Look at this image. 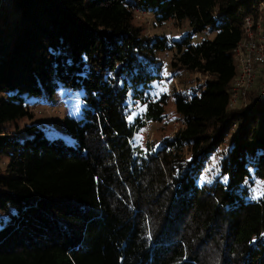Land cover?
<instances>
[{"label": "trees", "instance_id": "16d2710c", "mask_svg": "<svg viewBox=\"0 0 264 264\" xmlns=\"http://www.w3.org/2000/svg\"><path fill=\"white\" fill-rule=\"evenodd\" d=\"M8 2L0 264H264V195L252 192L264 182V100L250 93L245 108H229L232 50L264 0ZM136 11L154 26L185 21L191 30L177 40L147 36ZM204 31L213 37L193 44ZM172 51L168 79L184 71L207 79L198 90L153 95ZM57 83L84 93L81 118L63 122L72 145L35 126L23 141L4 133L1 123L28 114L24 96ZM168 104L183 127L151 149L133 147L137 129L162 123ZM131 106L143 108L132 121Z\"/></svg>", "mask_w": 264, "mask_h": 264}, {"label": "rangeland", "instance_id": "374dc122", "mask_svg": "<svg viewBox=\"0 0 264 264\" xmlns=\"http://www.w3.org/2000/svg\"><path fill=\"white\" fill-rule=\"evenodd\" d=\"M8 1L9 0H0V9L8 7ZM134 23L142 26L147 36H166L170 40H177L180 36L187 34L191 30L185 21L176 22L174 20H169L162 26H154V17L151 14L142 11L135 12ZM213 34L214 33L210 31L197 32L191 37L192 43L196 44L203 39H211ZM172 58L173 51L166 53L165 59L167 63L161 72V83L158 84V82H155L153 84V95L160 94L162 92L170 93L174 89L177 92L185 90L189 91L190 88L198 90L199 86L204 84V81L207 79V76L200 73L193 72V74H190L185 71L183 72V76L180 80L173 78L168 79V62H170ZM261 84L262 82H260L258 86L253 87V89L247 93L245 100L240 101V103L236 104V106H242V104L245 103L247 104L250 93H253L257 100H264H260L257 97L259 95V88ZM83 97V89H71L64 87L61 83H57L54 91L51 93L43 91L41 94L36 96H24L22 104L28 114L15 120L1 123V128L4 133L10 135L11 137H17L18 140L23 141L29 137L27 135V127L35 126L44 132L45 137L48 140H61L66 145H72L73 141L70 136L65 133L63 122L67 117L75 119L81 118L83 110L86 109ZM131 110V115L129 116L130 121L137 116H142V107L131 106ZM166 111L167 116L162 123H149L146 121L143 126L137 129L133 139L131 140L133 147H137L143 151L151 149V147H154L157 144L158 141L155 142V140H157L159 136L168 135L169 137H172L183 127L181 120L178 119L175 114L173 104H168ZM218 158H220V155L217 153L212 156L210 163L206 166L208 173L212 170L213 166L216 165ZM6 163V158H0V170L4 169ZM252 192L255 198H259L264 195V182L255 181L253 183Z\"/></svg>", "mask_w": 264, "mask_h": 264}, {"label": "built area", "instance_id": "2783aa9c", "mask_svg": "<svg viewBox=\"0 0 264 264\" xmlns=\"http://www.w3.org/2000/svg\"><path fill=\"white\" fill-rule=\"evenodd\" d=\"M243 33V38L232 50L237 73L229 92L230 109L241 106L236 104L245 100L247 93L260 82L262 84L257 97L264 99V2L257 5L254 17L244 19ZM246 106L245 103L241 107ZM232 130H236V125L233 124Z\"/></svg>", "mask_w": 264, "mask_h": 264}]
</instances>
